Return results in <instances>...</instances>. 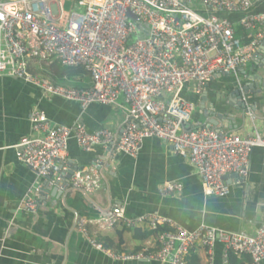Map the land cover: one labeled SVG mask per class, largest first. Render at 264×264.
<instances>
[{
	"label": "built area",
	"instance_id": "obj_1",
	"mask_svg": "<svg viewBox=\"0 0 264 264\" xmlns=\"http://www.w3.org/2000/svg\"><path fill=\"white\" fill-rule=\"evenodd\" d=\"M66 1L16 0L19 8L11 15L3 7L10 0H0V77L21 80L83 110L94 104L117 107L121 97L126 121L118 135L108 129L91 134L81 124L56 126L33 111L31 135L13 148L17 160L42 181L22 203L23 211L36 213L42 189L56 182L59 191H99L103 170L114 155L135 158L146 139L165 142L187 160L205 196L225 197L231 176L238 182L248 178L251 154L255 148L264 150V137L190 129L195 105L183 93L190 86V92L200 94L214 77L236 75L252 61L264 41V0H77L65 11ZM54 62L82 69L89 86L74 89L30 71L33 65ZM247 116L254 120L250 111ZM71 138L87 153L103 148L104 157L88 168H72L67 160ZM181 189L180 184H167L163 193ZM119 224L128 229L147 224L157 231L160 245L153 255H111L123 261L189 264L191 250L202 247L204 264H214V248L221 245L223 264H230V254L248 258L247 264L264 263V226L254 235L207 227L189 231L157 216L129 219L118 210L96 220L81 219L77 229L94 248L104 250L87 228L107 232Z\"/></svg>",
	"mask_w": 264,
	"mask_h": 264
},
{
	"label": "crops",
	"instance_id": "obj_2",
	"mask_svg": "<svg viewBox=\"0 0 264 264\" xmlns=\"http://www.w3.org/2000/svg\"><path fill=\"white\" fill-rule=\"evenodd\" d=\"M74 1L77 0H72L71 4ZM260 65V59L255 58L239 68L236 75L216 76L200 94L190 92L188 86L183 97L195 105L190 129L200 128L204 122L201 114L204 109L223 117L236 116L233 94L251 83L248 77L254 75ZM50 66L33 65L30 71L42 79L74 89L89 86V78L82 69L73 70L60 81ZM245 97L246 106L250 108L256 103V114L262 116L264 98L250 93ZM117 104V107L94 104L83 110L76 103L47 97L21 80L0 77V264H162L154 260L123 261L111 257L158 252V233L147 224L134 229L119 224L107 232L89 226L88 235L95 243L102 246V239H110L112 246H102L104 250L94 248L77 229L81 219L96 220L118 210L129 219L157 216L189 231L207 227L254 235L264 226L263 149L253 150L248 178L243 182L234 178L227 196H205L194 167L173 154L168 144L156 139H146L135 158L114 155L110 167L103 170L99 191L84 194L75 190L58 199L50 193L44 199H38L36 213L23 211L24 200L37 184L42 183L17 160L13 149L22 138L31 135V113L35 110L43 113L56 126L81 124L91 134L103 129L117 133L126 121L123 98L119 97ZM246 120L242 124L236 118L237 129L222 132L264 137V122L248 116ZM104 155L105 150L101 147L87 153L79 148L74 138L68 143L67 160L74 169L88 168ZM167 184H180L182 189L164 194ZM164 228L168 229L166 226L161 229ZM146 232H151L150 237L140 240ZM223 260L224 248L216 245L214 264H223ZM205 261V249L195 247L191 250L189 264H204ZM248 262V258L236 256V264Z\"/></svg>",
	"mask_w": 264,
	"mask_h": 264
},
{
	"label": "water",
	"instance_id": "obj_3",
	"mask_svg": "<svg viewBox=\"0 0 264 264\" xmlns=\"http://www.w3.org/2000/svg\"><path fill=\"white\" fill-rule=\"evenodd\" d=\"M127 17L131 19L130 15L128 14ZM258 58L261 61V64L258 67V71L254 73L251 77H248V80L251 82L242 89L237 90L233 94V100L235 99V103L233 108L236 110L237 115L236 116H220L213 114L209 112L207 109H204L202 111V115L204 118V122L201 124V128L206 129H214L217 132H222L225 129L228 131H232L234 129H237V126L235 125L236 118L241 121L242 124H245L247 121V112L250 111L257 121L264 122V106L262 107V112L258 116L256 114V103L255 106H251L250 108L246 106L245 99L249 93L253 96H256L258 98H264V41L259 46L257 52L254 54L252 61ZM264 103V100H263ZM225 123H227V128L225 127ZM120 134V131L117 132V135ZM232 179L235 178V176H231ZM59 182L55 183V186L50 189V187H44L39 195V199H44L45 196L51 193L52 197L59 198L61 195L65 198V195L69 192L75 191L72 189H65V191H59Z\"/></svg>",
	"mask_w": 264,
	"mask_h": 264
},
{
	"label": "trees",
	"instance_id": "obj_4",
	"mask_svg": "<svg viewBox=\"0 0 264 264\" xmlns=\"http://www.w3.org/2000/svg\"><path fill=\"white\" fill-rule=\"evenodd\" d=\"M237 32H240V29H237ZM50 67H51V71L53 73H55V75H57V77L60 81H62L64 76H69V74L72 73L73 70L75 71L78 69V68H73V69L63 68L60 66V64L58 62H54ZM164 230H165V228H164ZM155 232H157V231H155ZM150 233L151 232L143 233L139 239L143 240V241L147 240L150 237ZM100 242L104 248H109L112 246V243H111L110 239H108V238L102 239V241H100ZM229 262H230V264H236V255L230 254L229 255Z\"/></svg>",
	"mask_w": 264,
	"mask_h": 264
},
{
	"label": "clouds",
	"instance_id": "obj_5",
	"mask_svg": "<svg viewBox=\"0 0 264 264\" xmlns=\"http://www.w3.org/2000/svg\"><path fill=\"white\" fill-rule=\"evenodd\" d=\"M4 12H7L8 14H16L19 8V5L16 3V0H10L9 3L4 4ZM4 19L3 13H0V20Z\"/></svg>",
	"mask_w": 264,
	"mask_h": 264
},
{
	"label": "rangeland",
	"instance_id": "obj_6",
	"mask_svg": "<svg viewBox=\"0 0 264 264\" xmlns=\"http://www.w3.org/2000/svg\"><path fill=\"white\" fill-rule=\"evenodd\" d=\"M70 8L72 9V4H71L70 1H67L66 5H65V7H64V10H65V11H70ZM135 24H136L137 26H141V24H140L139 22H135Z\"/></svg>",
	"mask_w": 264,
	"mask_h": 264
}]
</instances>
